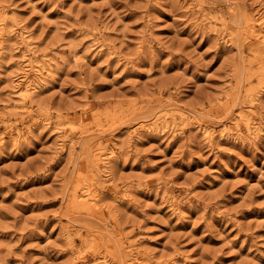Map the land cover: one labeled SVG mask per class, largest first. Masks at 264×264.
<instances>
[{
	"label": "rangeland",
	"instance_id": "obj_1",
	"mask_svg": "<svg viewBox=\"0 0 264 264\" xmlns=\"http://www.w3.org/2000/svg\"><path fill=\"white\" fill-rule=\"evenodd\" d=\"M104 262L264 264V0H0V264Z\"/></svg>",
	"mask_w": 264,
	"mask_h": 264
},
{
	"label": "bare ground",
	"instance_id": "obj_2",
	"mask_svg": "<svg viewBox=\"0 0 264 264\" xmlns=\"http://www.w3.org/2000/svg\"><path fill=\"white\" fill-rule=\"evenodd\" d=\"M260 19H262V18H260ZM263 21V20H262ZM259 22V21H258ZM260 23H261V21H260ZM251 25V24H250ZM257 25V24H256ZM263 25V24H262ZM255 28V27H254ZM259 28V27H258ZM261 28V27H260ZM252 34H254L253 32H252ZM257 34V33H256ZM263 35V34H262ZM254 36V35H253ZM256 36V35H255ZM261 36V35H260ZM46 65V64H45ZM35 67V66H34ZM47 67V66H46ZM41 68H43V67H41ZM37 69V68H36ZM47 69H50V68H47ZM43 70H45V69H43ZM35 71V70H34ZM42 71V70H41ZM49 71V70H48ZM37 72H39V70L37 71ZM47 72V70L45 71V73ZM36 74V73H35ZM44 74V73H43ZM42 75V74H41ZM39 77V76H38ZM42 78V77H41ZM21 79V78H20ZM39 79V78H38ZM29 83V82H28ZM32 83V82H31ZM24 84V83H23ZM35 84V83H34ZM26 86V85H25ZM27 86H29V85H27ZM30 87V86H29ZM36 87V86H35ZM37 88V87H36ZM36 88H35V90H36ZM20 90V89H19ZM18 91V90H17ZM30 91H31V89H30ZM22 93L23 92H26V91H21ZM31 92H33V91H31ZM27 93V92H26ZM26 93H23V97L25 98V96H24V94H26ZM28 93H29V91H28ZM21 95V94H20ZM28 95V94H27ZM18 96V95H17ZM22 96V95H21ZM28 97V96H27ZM19 98V97H18ZM248 126L249 125H245V127L248 129ZM205 129V128H204ZM207 129V128H206ZM249 130V129H248ZM207 132V131H206ZM205 134V133H204ZM109 152H111V151H109ZM111 154V153H110ZM106 156V155H105ZM101 157V156H100ZM108 157V156H107ZM105 158V157H104ZM103 163V162H102ZM105 163V162H104ZM86 187V186H85ZM91 188H92V186H91ZM94 191V190H93ZM93 191L90 189V186H87L86 187V189H85V200H87V202L88 203H90L93 207L92 208H95V206L97 205V200L95 199V196H94V193H93ZM95 192V191H94ZM97 196V195H96ZM98 198V197H97ZM77 200V199H76ZM99 202V201H98ZM91 207V206H90ZM91 208V209H92ZM101 259V258H100ZM105 263V262H104ZM106 264V263H105ZM108 264V263H107Z\"/></svg>",
	"mask_w": 264,
	"mask_h": 264
}]
</instances>
